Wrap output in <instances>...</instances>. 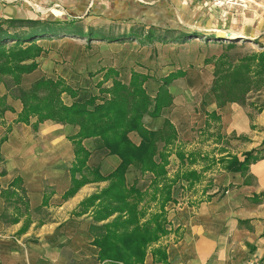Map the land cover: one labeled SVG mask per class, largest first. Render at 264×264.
I'll list each match as a JSON object with an SVG mask.
<instances>
[{
	"label": "crops",
	"instance_id": "1",
	"mask_svg": "<svg viewBox=\"0 0 264 264\" xmlns=\"http://www.w3.org/2000/svg\"><path fill=\"white\" fill-rule=\"evenodd\" d=\"M38 16L22 7L19 10L0 7V18ZM110 18L121 31L136 22L147 28L159 25L154 21L124 19L121 15ZM179 23L183 25L184 21ZM166 25L163 28L183 29ZM84 39L87 41L73 36L38 39L45 51L37 59L38 67L23 74L21 88L30 89L42 77H62L78 90L75 96L67 92L62 95L63 101L71 105L92 96L109 97L107 89L112 87L115 74L111 68L121 75L128 74L126 83L133 71L157 78L180 71L169 70L157 76L152 65L143 66L137 61L129 66L123 61L116 67L110 60V52L109 55L100 53L104 49L113 50L116 60V56H126L128 51L138 49L139 39L117 43L102 39L97 41L100 44L91 42L95 38ZM207 62L204 55L198 68L195 63L184 67V74L168 85L172 102L158 116L144 115V124L150 130H164L168 120L174 125L176 137L167 145L164 141L158 142L160 150L163 147L171 150L168 178L192 169L200 173V180H185L181 176L176 179L173 199L165 207L169 232L149 248L144 264H264V111L252 117L240 101L219 105L212 89L216 67ZM145 85L154 97L161 82L151 78ZM195 90L200 94L199 105L194 104ZM0 97H7L9 105L0 116V264H114L100 258L101 248L95 240L100 224L117 214L100 220L94 212L99 207V198L85 208L81 204L110 184L107 177L119 167L120 157L103 147L98 137L78 141L80 125L77 123L39 120L36 115L30 116L29 121H20L24 104L3 81H0ZM194 128L210 133L219 128L218 134L222 136L207 142L221 150L217 167L209 168L210 173L201 172L196 163L180 157L182 151L186 155L196 154L199 143ZM130 138L136 145L142 140L137 132H131ZM79 147L87 152L83 165L78 164ZM249 150L260 154L246 171L226 169L222 158L235 155L243 161ZM94 172L103 178H95ZM82 174L89 181L71 192L74 178L81 179ZM147 174L131 165L126 182L130 186L139 184ZM148 181L145 190L149 194L144 202H148L149 208L144 220L158 211L160 203V193L156 200L150 194L151 174ZM156 248L166 251L164 259L154 254Z\"/></svg>",
	"mask_w": 264,
	"mask_h": 264
},
{
	"label": "trees",
	"instance_id": "2",
	"mask_svg": "<svg viewBox=\"0 0 264 264\" xmlns=\"http://www.w3.org/2000/svg\"><path fill=\"white\" fill-rule=\"evenodd\" d=\"M66 26L65 27H63ZM73 21L57 18H0V81L5 82L7 89L24 104V109L19 116L20 121H29L30 116H38L39 120H58L67 123H77L80 125L79 140L90 136L98 137L101 145L107 147L111 153L120 157L119 167L109 176L110 184L98 195H91L82 205H90L99 198L100 220L117 214L107 223L100 224L98 228L96 244L100 246V258L109 260L114 264H144L147 251L161 236L167 234L168 218L166 205L173 199L172 190L176 179L183 178L189 180H200V173L196 170H186L176 178H168L167 165L171 150L158 147L159 141L167 144L176 137L174 125L170 120L166 122L164 130H150L144 124V115L158 116L161 110L172 102V95L168 87L170 81L183 75L184 71L171 72L165 77H155L138 71H133L128 83L126 77L115 69L111 68L113 74V85L107 89L109 97L92 96L84 102H73L71 105L62 99L63 93L67 92L72 96L77 95L78 90L70 87L67 80L62 77L39 78L30 89L21 88V79L24 73H30L38 67V57L45 47L38 43V39H54L57 37L79 35L71 30ZM70 26V27H69ZM69 27V28H67ZM73 27V26H72ZM149 31L138 32L133 27L125 33V37L108 38L102 33L95 31L93 34L100 40L115 42L121 38L131 40L139 39L144 44L159 41L180 42L178 38L168 39V34L157 35L155 25H150ZM166 33H181L179 38L198 37V33H190L187 30L177 28H162ZM126 30V29H125ZM93 32V31H92ZM147 33V34H146ZM92 35L90 32L88 33ZM232 35V34H231ZM93 36V35H92ZM143 36L145 40H143ZM235 37V36H234ZM95 38V39H97ZM185 40V39H184ZM183 41V40H182ZM181 41V42H182ZM12 43V44H10ZM215 63V79L213 81V92L219 100V105L226 102L241 101L248 91L253 87L263 85L264 80H254L252 75L264 73V52L254 53L234 63L232 59L227 61V67ZM109 76V75H108ZM155 78L161 82V86L156 94H149L145 83ZM226 87L231 97L224 98L222 88ZM105 90V89H104ZM7 97H0V116L8 109L6 104ZM137 132L142 140L135 144L130 133ZM78 164H85L87 152L79 147ZM80 151V152H79ZM82 151V152H81ZM84 154V157L80 155ZM255 150L245 153V159L240 161L233 155L230 159H221L225 167L230 171H246L250 163L259 158V154H254ZM180 157L185 159L183 153ZM134 165L141 170L144 175L151 174L152 189L151 197L153 200L158 198L160 193V203L158 211L147 216V206H141L144 202L148 189L140 186L138 182L128 185L126 182V172L129 167ZM80 169V168H79ZM95 178L102 179L99 173L94 172ZM82 178H74V192L81 184L89 181L85 174ZM164 182L162 185H160ZM97 217V216H96ZM154 254L158 258L164 259L166 251L163 248H156Z\"/></svg>",
	"mask_w": 264,
	"mask_h": 264
},
{
	"label": "rangeland",
	"instance_id": "3",
	"mask_svg": "<svg viewBox=\"0 0 264 264\" xmlns=\"http://www.w3.org/2000/svg\"><path fill=\"white\" fill-rule=\"evenodd\" d=\"M206 2V0H0V7H9L16 10L22 7L50 19L53 17L62 20L71 19L74 25L69 27L79 35L69 33L68 37H80L82 42L87 41L84 39L86 36L89 39L97 38L93 34L95 31L108 38L125 37L124 34L127 32H122L117 27L118 25L116 26L110 22V17L113 16L121 15L125 17L124 19L130 18L144 23L154 21V23L162 25V27H159V25L158 28L155 27V36L168 34L166 36L169 40L178 38L183 41H166V43L153 41L150 44L136 42L137 46L140 44L138 49L129 52V49L126 48L129 53L127 52L126 56L123 55L122 57L116 56L118 58L116 60L113 56V50L104 49L100 53L107 54L110 52V60L116 67L123 61L128 66L134 65L136 61L143 64V66L152 65L153 69L156 70L154 74L157 76L163 75L169 70L182 71L190 63H195L198 68V64L202 62L204 55L209 61L207 63H210L209 65L212 67L215 63L225 62L223 67L226 68L227 61L230 59L234 63H239V60L246 56L264 52V0H244L245 7L225 9L217 6L212 7ZM179 19L184 21L183 25L179 23ZM165 24H168L166 26L172 25L180 28L182 26L183 30L190 33L199 32L198 37L179 38L181 33H166L162 29ZM63 27L66 28L64 25ZM133 27L138 32H146L150 29L145 24L138 22L133 24L131 29ZM128 30L126 28L123 31ZM226 30L237 32L239 35L232 34V37H235L228 39L225 37L227 33H219V31L227 32ZM89 32L93 36H90ZM240 35H243L242 38H237ZM97 39H93L91 42L100 44V42H97L101 41L100 38ZM124 40L130 41L131 39L121 38L118 41ZM143 40H145L144 36ZM115 42L117 43V41ZM123 76L127 78L129 75L124 74ZM252 77L254 80L262 81L264 80V73L255 74ZM193 93H195L193 96L194 104L199 105L200 94L198 95L196 90ZM222 94L227 99L234 95V93L229 94L226 87L222 88ZM240 102L247 107L246 109L251 111L252 117L261 113L262 110L264 111V83L257 88L253 87ZM215 125L218 126V124ZM194 130L197 131V143H199V145H196V154L186 155L183 151L182 153L187 161L196 163L201 172L204 170L210 173L209 168L217 167L216 159L220 157L221 150L215 149L211 146L212 144L207 142L208 140L210 142L217 141V139H222V136L218 134L219 128H216L213 133L207 132V130L198 132L196 128ZM224 142L229 143V140H224ZM149 175L147 174L140 180V186L145 188L149 185ZM201 189L199 190L201 191ZM148 199L147 201H149ZM141 205L149 206L148 202H143ZM85 206L87 205H82L83 208ZM94 210L99 214V207Z\"/></svg>",
	"mask_w": 264,
	"mask_h": 264
},
{
	"label": "built area",
	"instance_id": "4",
	"mask_svg": "<svg viewBox=\"0 0 264 264\" xmlns=\"http://www.w3.org/2000/svg\"><path fill=\"white\" fill-rule=\"evenodd\" d=\"M210 6H217L219 8H241L245 7L244 0H206ZM250 264H255V262H252Z\"/></svg>",
	"mask_w": 264,
	"mask_h": 264
},
{
	"label": "water",
	"instance_id": "5",
	"mask_svg": "<svg viewBox=\"0 0 264 264\" xmlns=\"http://www.w3.org/2000/svg\"><path fill=\"white\" fill-rule=\"evenodd\" d=\"M53 18H54V17H53ZM53 18H52V19H53ZM226 31H227V34L225 35L226 38H228V39H230V38H234V37H232L231 34L228 33L229 30H226ZM242 36H243V35H240V36H238L237 38H242Z\"/></svg>",
	"mask_w": 264,
	"mask_h": 264
},
{
	"label": "bare ground",
	"instance_id": "6",
	"mask_svg": "<svg viewBox=\"0 0 264 264\" xmlns=\"http://www.w3.org/2000/svg\"><path fill=\"white\" fill-rule=\"evenodd\" d=\"M219 33H227V32H225V31H219ZM229 34H235V35H239V34H237V32H234V31H230V32H228Z\"/></svg>",
	"mask_w": 264,
	"mask_h": 264
}]
</instances>
